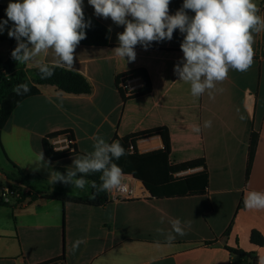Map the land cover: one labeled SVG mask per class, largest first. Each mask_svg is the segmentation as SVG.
Here are the masks:
<instances>
[{"label": "crops", "instance_id": "obj_1", "mask_svg": "<svg viewBox=\"0 0 264 264\" xmlns=\"http://www.w3.org/2000/svg\"><path fill=\"white\" fill-rule=\"evenodd\" d=\"M9 2L0 0V5ZM254 2L264 17L261 0ZM182 4L171 0L169 14ZM83 10L111 32L108 46L77 45L74 53L71 70L89 81L92 93L71 95L40 86L41 93L23 100L1 132L0 184L39 198L0 203V264H43L62 256L64 262L57 264H231L229 249L237 248L264 257V245L251 241L253 231L264 236V210L244 205L247 191H264V31L254 33L255 55L246 72L230 69L211 97L207 91L194 97L190 84L174 73L183 58L184 37L178 29L171 41L152 42L147 48L138 44L135 60L128 61L113 51L124 26L96 16L88 0H83ZM13 44L17 46L7 29L0 32L2 59L9 58ZM55 59L49 50L29 61L27 69L38 68V61L53 65ZM136 69L146 70L152 92L124 100L117 80ZM131 85L141 89L143 79L134 78ZM208 120L212 126L205 128ZM193 126L201 131L193 132ZM157 128L168 130L171 164L205 160L209 184L203 195L108 202L100 208L44 197L92 195L90 183L84 189L51 183L50 172L66 174L62 170H71L74 158L93 151L95 136L111 143ZM61 130L72 132L78 153L50 168L44 162L38 166L45 139ZM162 148V138L155 136L139 141L135 149L142 154ZM14 165L27 177L24 183L15 176ZM201 171L203 167L176 176ZM176 219L186 235L169 242L166 235Z\"/></svg>", "mask_w": 264, "mask_h": 264}, {"label": "clouds", "instance_id": "obj_2", "mask_svg": "<svg viewBox=\"0 0 264 264\" xmlns=\"http://www.w3.org/2000/svg\"><path fill=\"white\" fill-rule=\"evenodd\" d=\"M170 3L171 0H88L96 16L124 26L113 51L128 61L135 60L134 49L138 44L147 48L152 42L171 41L178 29L184 37L180 45L183 58L174 66V73L180 81L190 84L194 97L206 91L211 97L216 84L228 78L230 69L246 72L251 67L254 33L264 31V17L258 15L260 9L254 0H183L174 15L169 14ZM5 12L7 19L0 21V32L7 29L8 36L16 40L11 57L18 64H26L51 50L56 58L53 65L37 62L41 79L51 78L56 67L73 68L76 47L86 38L85 29L91 26V21L85 20L83 0H10ZM29 91L26 83L13 89L17 96ZM211 126L210 120L204 122L205 128ZM192 131L199 133L201 128L193 126ZM94 140L93 151L74 158L66 174L52 170L51 183L70 184L79 189L90 183L97 192L124 191V173L113 161L125 155V149L119 141L108 143L100 136ZM40 162L51 167L43 152L39 153L38 166ZM96 172L102 173L100 185L84 178ZM244 205L249 210H264V191H247ZM170 223L172 231L166 235L169 242L177 235H186L179 219ZM80 243L78 240L73 244V252ZM258 264H264V257Z\"/></svg>", "mask_w": 264, "mask_h": 264}, {"label": "trees", "instance_id": "obj_3", "mask_svg": "<svg viewBox=\"0 0 264 264\" xmlns=\"http://www.w3.org/2000/svg\"><path fill=\"white\" fill-rule=\"evenodd\" d=\"M6 6L0 5V20H6ZM85 20L91 21V26L85 29L86 38L78 45L103 47L110 44V29L97 20L93 15L85 12ZM12 24V22H9ZM14 44L11 52L14 50ZM4 60L0 57V138L1 132L15 108L25 99L39 95L41 93L40 86H55L62 93L71 95H89L92 93V85L89 81L79 72L69 70L64 67H56L55 73L51 78L41 79L38 68L28 70L26 64H18L11 57ZM51 66V65H50ZM142 77L144 86L133 92L130 97H140L148 95L152 92V84L148 73L144 69L133 70L118 78V84L126 82L128 79ZM26 83L30 91L21 96H17L13 89L18 84ZM124 100H127L126 90H122ZM67 136L74 141V136L70 131H62L47 136L44 141V155L45 158L51 163H58L61 160L67 159L77 154V149L73 152L70 151H55L51 145V141L55 138ZM160 136L163 141V148L149 153L135 152L131 154L129 151L130 146L136 148V144L147 138ZM120 144L125 149V155L119 160H114L123 171L125 175L132 176L133 178L141 181L148 191L151 193L153 199L165 198H185L203 195L209 184V177L205 160H194L183 164L173 165L169 161L171 144L168 130L165 128H157L124 138H118ZM253 150V149H252ZM137 151V150H136ZM251 160H252V154ZM203 167V171L186 176H176L181 172L194 170ZM15 176L19 178L21 183H24L27 177L22 173L20 168L14 165ZM68 169L62 170L66 173ZM102 173H90L84 176L86 180L95 181L97 185L101 184L100 176ZM18 188V187H17ZM20 189V188H19ZM92 189V195L88 197H73L67 195L44 196L47 199L59 200L64 203H74L80 205H87L91 207H104L108 204V194L105 192H97ZM27 197L32 200H37L39 197L35 194H24L22 198L18 199L19 202L24 201ZM251 241L257 246L264 245V236L258 231H253ZM233 261L231 264H258L259 258L256 253H246L241 249H229ZM65 257L56 258L43 264H57L64 262Z\"/></svg>", "mask_w": 264, "mask_h": 264}, {"label": "built area", "instance_id": "obj_4", "mask_svg": "<svg viewBox=\"0 0 264 264\" xmlns=\"http://www.w3.org/2000/svg\"><path fill=\"white\" fill-rule=\"evenodd\" d=\"M261 9L264 11V0H261ZM141 78L142 77H138ZM134 79V78H133ZM133 79H128L126 82L120 83L121 87L126 90V96L130 97L131 94L137 90V87L132 86L131 83ZM55 151H70L75 150L74 141L69 139L67 136H61L55 138L51 141ZM131 154H134L136 151L134 146L129 147ZM180 175V174H178ZM123 184L125 185L124 191L112 190L107 192L108 202H123V201H147L152 198L151 193L145 187V185L133 178L132 176L125 175L123 176ZM23 191L15 186H2L0 191V203L9 204L14 199H21Z\"/></svg>", "mask_w": 264, "mask_h": 264}, {"label": "rangeland", "instance_id": "obj_5", "mask_svg": "<svg viewBox=\"0 0 264 264\" xmlns=\"http://www.w3.org/2000/svg\"><path fill=\"white\" fill-rule=\"evenodd\" d=\"M70 164H71V163H70ZM70 164H69V165H70ZM0 181H1V178H0ZM2 186H4V185H1V184H0V191H1V187H2ZM5 186H9V185H5Z\"/></svg>", "mask_w": 264, "mask_h": 264}, {"label": "water", "instance_id": "obj_6", "mask_svg": "<svg viewBox=\"0 0 264 264\" xmlns=\"http://www.w3.org/2000/svg\"><path fill=\"white\" fill-rule=\"evenodd\" d=\"M152 196V195H151Z\"/></svg>", "mask_w": 264, "mask_h": 264}]
</instances>
